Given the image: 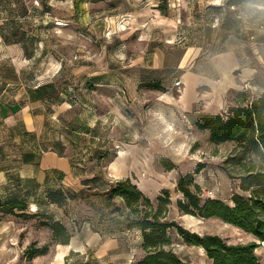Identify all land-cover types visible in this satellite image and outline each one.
<instances>
[{
  "label": "rangeland",
  "instance_id": "rangeland-1",
  "mask_svg": "<svg viewBox=\"0 0 264 264\" xmlns=\"http://www.w3.org/2000/svg\"><path fill=\"white\" fill-rule=\"evenodd\" d=\"M11 4L16 14L5 22L1 13ZM10 37L30 47L37 43L35 65H26L23 76L43 89L46 125L67 143L69 151L63 153L73 154L77 183L68 190L62 185L57 193L56 187L24 181L19 159H4L0 264H138L141 233L127 229L130 210L122 198L110 195L126 179L152 202L168 191L170 219L185 230L219 236L230 245L256 244L254 254L264 264V242L254 235L217 218L182 214L177 187L181 176L192 175L203 201L229 207L234 196L251 198L244 189L251 185L264 196L259 135L250 130L236 142L213 145L208 132L194 125L204 114L202 103L207 112L225 118L239 94L248 92L254 100L264 92V0H0L1 84L15 79L12 58L3 51L4 38ZM161 49L174 92H184L181 77L189 67L203 75L196 95L203 102L182 122L171 108L168 114L161 111L159 100L166 101L160 92L136 83L139 56ZM148 114L156 119V133L145 141L141 122ZM161 114L176 123L170 133H158ZM104 116L107 122L99 128ZM253 164L257 171L249 177L246 170ZM254 220L264 221V214ZM56 222L69 232V253L62 237L54 238ZM168 235L183 261L212 263L175 230ZM38 252L45 255L32 258Z\"/></svg>",
  "mask_w": 264,
  "mask_h": 264
},
{
  "label": "trees",
  "instance_id": "trees-1",
  "mask_svg": "<svg viewBox=\"0 0 264 264\" xmlns=\"http://www.w3.org/2000/svg\"><path fill=\"white\" fill-rule=\"evenodd\" d=\"M42 90L38 88L37 93L40 94ZM194 125L198 130L208 132L209 142L213 145L236 142L247 131L253 130L260 137L257 141L264 157V92L254 100H251L250 93H241L225 118L223 115L200 114ZM173 169L174 166L169 164L167 171ZM256 171L257 166L254 164L246 170L249 177L255 175ZM194 181L192 175L181 176L178 180L177 187L183 195L178 209L182 214L201 219L217 218L264 242V221L254 220L257 213L264 214V196L254 191V185L244 188L246 192L252 193L251 198L234 196V207H229L217 200L203 201L199 187L193 185ZM162 194V197L152 202L130 179L118 182L110 192L111 197L122 198L130 210L132 218L127 220V229H136L141 233L143 256L138 264H189L174 253L173 243L168 235L170 230H175L185 244L202 248L211 264H260L254 254L256 244L230 245L219 236L199 235L183 229L170 219L168 191L164 190ZM52 231L54 238L62 237L60 243L65 245L63 249L69 253L71 243L69 244L68 230L60 222H56ZM42 255H45L44 252H38L32 258Z\"/></svg>",
  "mask_w": 264,
  "mask_h": 264
},
{
  "label": "crops",
  "instance_id": "crops-1",
  "mask_svg": "<svg viewBox=\"0 0 264 264\" xmlns=\"http://www.w3.org/2000/svg\"><path fill=\"white\" fill-rule=\"evenodd\" d=\"M14 7V4H11L8 6V10L1 13L5 22H8L11 16L16 14L12 10ZM4 41L3 51L7 53L8 59L12 58L9 65L14 69L15 79L4 80L3 84L0 83V165L5 162L4 159L17 158L21 161L19 173L24 181L32 182L34 180L41 186L50 185L52 189L56 187L57 193H61L59 191H62V185L67 189L69 188L67 186H75L77 183L74 176L76 164L72 160L73 154L63 153L64 150L69 151V148H65L67 143L62 141L63 137L60 140L58 136H53V132L49 131L42 97L37 93L38 87L33 86L35 81L28 82L23 76L26 65H35L40 50L37 48L36 41L31 45L33 47H30L29 43L13 41L11 37L9 40L4 38ZM158 51L159 53L152 52L139 56L136 83L141 89L160 92L166 101L162 103V98L159 100L161 111L166 114L167 110L171 108L179 115L178 118L182 122L184 119H189L192 110L203 102L196 100V95L201 88L197 83L200 80L197 79L203 75L196 71L195 65L189 67L181 77L182 82L185 79L184 84L181 85L184 92L181 94L174 92L171 88V73L166 64L164 51L162 49ZM23 60L27 64H24ZM187 66L186 64V68H188ZM160 94L157 98L161 96ZM202 104L201 108L204 110L202 113L214 115V112H207V106ZM64 105L68 106L69 104L65 103ZM60 106L58 105V108ZM149 118L148 114V119L141 122L145 141H148L156 133L154 124L156 119L152 117L149 120ZM168 118L164 114L159 115L156 122L159 134L170 133L171 129L175 127L176 123L168 121ZM106 122L107 116L100 117L97 122L99 128ZM101 135L105 136V134ZM83 185L81 182V186ZM73 191L76 192L74 189Z\"/></svg>",
  "mask_w": 264,
  "mask_h": 264
},
{
  "label": "bare ground",
  "instance_id": "bare-ground-1",
  "mask_svg": "<svg viewBox=\"0 0 264 264\" xmlns=\"http://www.w3.org/2000/svg\"><path fill=\"white\" fill-rule=\"evenodd\" d=\"M64 24V23H63ZM63 24H59V26H63ZM120 154H121V152H120ZM123 155V154H122ZM119 157V156H118ZM119 159V158H118Z\"/></svg>",
  "mask_w": 264,
  "mask_h": 264
},
{
  "label": "built area",
  "instance_id": "built-area-1",
  "mask_svg": "<svg viewBox=\"0 0 264 264\" xmlns=\"http://www.w3.org/2000/svg\"><path fill=\"white\" fill-rule=\"evenodd\" d=\"M176 86H180V82L176 83Z\"/></svg>",
  "mask_w": 264,
  "mask_h": 264
}]
</instances>
